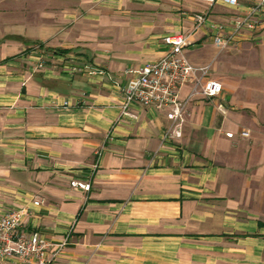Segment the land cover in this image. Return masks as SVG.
Returning a JSON list of instances; mask_svg holds the SVG:
<instances>
[{
  "label": "crops",
  "instance_id": "0c3cea01",
  "mask_svg": "<svg viewBox=\"0 0 264 264\" xmlns=\"http://www.w3.org/2000/svg\"><path fill=\"white\" fill-rule=\"evenodd\" d=\"M256 1L0 0V217L23 210L52 264H264V28L220 53L210 33ZM177 34L223 90L163 144L164 115H122L118 84Z\"/></svg>",
  "mask_w": 264,
  "mask_h": 264
},
{
  "label": "built area",
  "instance_id": "2783aa9c",
  "mask_svg": "<svg viewBox=\"0 0 264 264\" xmlns=\"http://www.w3.org/2000/svg\"><path fill=\"white\" fill-rule=\"evenodd\" d=\"M212 8L215 4H223L232 9H238L242 0H201ZM206 21L204 17L197 18L194 32ZM264 28V0H257L243 13L233 14L226 23L210 25L211 40L217 52L230 48L235 40L244 32H255ZM193 32V33H194ZM163 43L167 52L157 61L147 62L138 69L129 70L131 78L119 85L122 96L120 110L122 115L132 105L153 109L162 113L168 122L163 134V144L178 143L182 138L188 105L198 100L213 101L222 94V85L210 78L211 65L195 67L187 59L184 50L190 46L189 35L177 34L165 37ZM33 52L35 66L42 69V49L36 47ZM187 93L182 96L183 90ZM66 105V104H65ZM222 105L219 106V109ZM232 138L231 133H226ZM241 136H248L241 132ZM160 150L154 152L158 155ZM101 156L97 153V160ZM98 167V161L93 169ZM72 188L87 192L89 183L72 181ZM39 205L40 202H35ZM23 210L8 211L0 217V262L9 264H52L60 253L62 246L47 242L39 232L27 233L21 229Z\"/></svg>",
  "mask_w": 264,
  "mask_h": 264
},
{
  "label": "rangeland",
  "instance_id": "374dc122",
  "mask_svg": "<svg viewBox=\"0 0 264 264\" xmlns=\"http://www.w3.org/2000/svg\"><path fill=\"white\" fill-rule=\"evenodd\" d=\"M215 70L214 69H211L210 73L212 74V72H214ZM215 75L217 77V72L215 71ZM184 127V126H183Z\"/></svg>",
  "mask_w": 264,
  "mask_h": 264
}]
</instances>
